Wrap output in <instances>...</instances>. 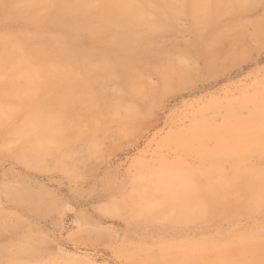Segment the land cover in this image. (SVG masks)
<instances>
[{
	"label": "rangeland",
	"instance_id": "1",
	"mask_svg": "<svg viewBox=\"0 0 264 264\" xmlns=\"http://www.w3.org/2000/svg\"><path fill=\"white\" fill-rule=\"evenodd\" d=\"M180 17L141 49L134 89L118 71L94 104L0 99V264L26 245L39 253L17 264H264V203L250 199L264 195V1L220 19L212 64L208 32ZM47 105L82 127L40 132Z\"/></svg>",
	"mask_w": 264,
	"mask_h": 264
},
{
	"label": "bare ground",
	"instance_id": "2",
	"mask_svg": "<svg viewBox=\"0 0 264 264\" xmlns=\"http://www.w3.org/2000/svg\"><path fill=\"white\" fill-rule=\"evenodd\" d=\"M262 1L264 0H17L3 10L0 21L22 23L24 27L32 24L36 26L34 30L37 33L33 36L29 33V36L22 32V28L15 30L7 24L5 28L0 29V75L5 74L4 81L7 77L6 83L0 81V85L4 84L0 87V99H22L25 96L27 99H72V102L73 99H93L91 104H94V99H97L94 95L96 90L106 87L107 81L104 83L103 79L112 80L111 77L118 74V71L122 73L127 86L134 89L136 79L148 69L143 61V55L146 54H142L141 49L151 51L155 47V37L163 35L183 14L193 19L194 26L208 32L204 35L201 45L210 59L209 63L212 64L216 61V55L210 46L222 39L220 19L229 13L245 11L248 5ZM53 29H58L59 35H55ZM42 30L47 32L40 34ZM85 34L90 38L87 44L81 41ZM157 53L163 55L165 51L160 50ZM187 55L192 56L193 53ZM4 64L7 67H4ZM256 99H264V95H258ZM262 105H259V111L264 118L263 102ZM52 107L47 105L46 114L41 115L42 118L36 123L40 132L48 131L56 135L62 129L76 130V125L81 126L83 119L76 117L75 122L63 128L66 114L64 117H58L55 115L57 111L54 112ZM61 107L65 108L63 105ZM106 112L107 109L98 117L92 116V122L105 119ZM256 114L258 117L259 113ZM92 124L95 125V122ZM237 127L238 125V130ZM96 128H92L93 131ZM259 171L262 172L261 169ZM252 175L250 174V177ZM254 178L264 186L263 172ZM231 186L233 188V185ZM254 190L259 192L258 189ZM251 194L250 199L255 201V204L264 203L263 193L259 195L253 191ZM257 206L255 207L258 208ZM261 206L263 208V205ZM246 207L248 209V205ZM255 207L253 204L252 209ZM26 247L28 248L23 247L18 253L9 256L11 263L17 264L23 254L27 255L29 261L36 259L39 252L35 246Z\"/></svg>",
	"mask_w": 264,
	"mask_h": 264
}]
</instances>
